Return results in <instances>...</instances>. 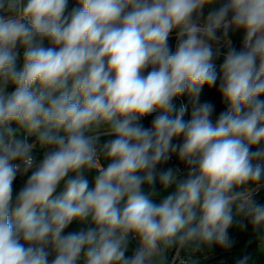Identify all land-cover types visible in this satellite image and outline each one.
Listing matches in <instances>:
<instances>
[{"label":"clouds","instance_id":"clouds-1","mask_svg":"<svg viewBox=\"0 0 264 264\" xmlns=\"http://www.w3.org/2000/svg\"><path fill=\"white\" fill-rule=\"evenodd\" d=\"M212 3L77 0L66 15L68 0H0V13H9L0 14V264H157L173 246L228 248L234 211L264 236V205L252 199L264 179V164L253 161L264 160V148L250 150L264 142V0H226L196 22ZM221 28L224 36L245 31L243 50L229 47L221 65L228 108L214 124V106L197 104L186 122V107L173 99L188 92L198 100L216 84L211 42ZM154 112L144 128L141 118ZM101 126L108 139L98 148ZM30 135L47 149L35 167ZM181 135L182 145L173 144ZM177 149L187 177L162 173L163 187L175 190L154 203L155 189L142 184L153 185L157 165ZM33 168L14 197L17 174ZM89 218L94 227L63 234ZM130 235L139 247L126 257Z\"/></svg>","mask_w":264,"mask_h":264},{"label":"trees","instance_id":"trees-1","mask_svg":"<svg viewBox=\"0 0 264 264\" xmlns=\"http://www.w3.org/2000/svg\"><path fill=\"white\" fill-rule=\"evenodd\" d=\"M75 7H78L77 0H68V7L66 9L65 14L67 15L68 13H70L71 10ZM44 46L45 47L50 46L47 40L44 41ZM17 51L19 54L18 59H17V69L19 70L23 64V48L18 46ZM146 73L147 71L145 72V74ZM6 89L8 90L9 93L15 90L14 85H11V84H9L6 87ZM199 96L203 103L207 102L214 106V110L211 116H216L225 110V106L220 97V91L216 88L215 85L211 87H209L208 85H205L202 88ZM173 104L176 106L178 110L180 107V102H179L178 97L173 99ZM157 115L150 117L147 121V124H152L154 118ZM12 126L13 128L16 127L15 124H13ZM17 137L21 139L25 138V133L23 129H20L19 131H17ZM34 139H37L35 135L34 136L30 135L28 137L29 141L34 140ZM172 143L175 144V138H173ZM45 150L46 148L44 147L39 148V149H33L32 155L35 157H41L45 153ZM109 162L110 161L102 158L100 161H98V164L102 165L103 167H106ZM178 163H184L185 166L190 167L186 161H183L179 158V155L177 152H170L169 159L165 162L158 164L156 167L155 183L153 185H149L148 183L142 184V190L145 193H149L152 188L155 189V194L152 196L154 203L159 204L167 195H169L171 192L175 190V185H172L169 188L165 189L163 185L161 184L160 176L162 173H165L170 169L175 174L174 168L176 164ZM97 174L98 173L95 169L85 172V178L88 180L89 189L94 188L95 177ZM29 176L30 175H25L23 177H16V179L13 182V196L14 197L20 191V189L24 186ZM62 189H63V183L57 189V192L54 193L53 195L54 196L59 195ZM261 196H262V201H260L258 204L264 205V191L262 192ZM125 203H126V198L125 200H122L120 202L119 206L123 207ZM234 215L236 216L234 218V222L232 226L228 229V235L232 241L231 247L224 248L218 245L202 246L201 249L197 252H191L189 248H185V249H179V255L183 257H188L192 264L213 262V261H217L219 258L224 257V256H228L230 258L228 264H240V262L244 260L245 258H248V264H259L261 252H262V246H263V241L260 238L261 237L264 238V236H261L256 230H254V227L250 219L242 217L239 214H236L235 211H234ZM89 227H94V225L91 224L90 218L88 221H85V222H79V221L74 220L64 230L63 234L66 235L72 232H79L81 230H87ZM252 237H255L256 239L251 241L248 244H245L246 241ZM176 248H177L176 246H173V247L166 249L162 254V258L157 259V264L166 263L167 258H169V256L173 253V251ZM133 254H134V246L129 237L128 250L126 251L125 255L126 257H131ZM263 264H264V260H263Z\"/></svg>","mask_w":264,"mask_h":264},{"label":"built area","instance_id":"built-area-1","mask_svg":"<svg viewBox=\"0 0 264 264\" xmlns=\"http://www.w3.org/2000/svg\"><path fill=\"white\" fill-rule=\"evenodd\" d=\"M22 2L23 3H27V0H22ZM4 15H9V13H6ZM177 31H178V29H174L170 33V36H169L168 44H169L170 48L172 49V51H175V48H176V45H177ZM216 34L220 38L219 41H212L211 43L213 45L214 51L217 50V49L219 50L218 54L213 59V63L215 64L216 71H217V74H218V78H217L215 86L219 90V85H220L221 77H222L221 65H222V63H223V61L225 59V54L228 52L229 47L235 48L237 51L243 50V48H244L245 31H244V34H243L242 37H239V36L235 37V36H232V35L224 36V35H222L221 33H218V32ZM146 71H150V69H148ZM220 97H221V99L223 101V104L225 106V110L224 111H226L227 108H228V105L224 101L221 92H220ZM178 99H179V102H180V106L184 105L186 107V109H187V111L185 112V115H184V120L186 122L191 119V113H192L193 107L195 105H197V104H203L200 96L198 97V100H197V99L193 98L188 92H185L184 94L180 95L178 97ZM258 99L264 100V94H261L258 97ZM157 114H159V113L158 112H154V113H152V114H150V115H148L146 117H142L139 123L144 128H151L152 124H147V121H148V119L150 117H152L154 115H157ZM220 114L210 117L214 124H215V122L218 119ZM94 132H97V133L100 134L101 139H100V142H99V145H98V148H100L103 145V143L108 139L107 129L104 128V129H102L100 131H94ZM28 137L29 136H27V139H28ZM261 148H264V142H262L261 144H257V145L252 146V148L250 150L251 151H257L258 149H261ZM43 156H44V154H43ZM43 156H41V157L33 156L34 157V167H35V165L39 164V162L43 159ZM102 158H103V156L101 154V156H100L98 161H100ZM256 162H260V163L264 164L263 160H261V161H253V163H256ZM33 170H34V168L33 169H29V171L27 173H18L16 177H23L25 175H31ZM188 171H189V167L185 166L184 163H178V164H176V166L174 168L175 175L177 176L178 179H185L187 177ZM263 191H264V179L261 180L259 182V186L254 189L253 195H252V199L255 200L257 203L262 201V196L261 195H262ZM129 237H130V240H131V242H132V244L134 246V252H135V250L139 247V241H138L137 238H135V237H133L131 235ZM49 251H50L49 261H51L54 258V256H55V252L52 251L51 248H49ZM229 259L230 258L228 256H224V257L219 258L217 261L204 262V263H201V264H228ZM164 264H192V263H191V261H190V259L188 257H183V256L179 255V249L176 248L173 251V253L169 256V258H167V262L164 263Z\"/></svg>","mask_w":264,"mask_h":264},{"label":"crops","instance_id":"crops-1","mask_svg":"<svg viewBox=\"0 0 264 264\" xmlns=\"http://www.w3.org/2000/svg\"><path fill=\"white\" fill-rule=\"evenodd\" d=\"M6 13H8V12L5 11V12H2V13H0V14H3V15H4V14H6ZM193 18H194V20H196V22H198L199 24H203V23L206 22L207 16L202 17V15L197 16L196 14H194V17H193ZM229 19H230V17H229ZM231 30H232V34H228V35H232V36L239 35V37H242L243 34H244V30H243V29H237V30L235 31L233 28H231ZM217 32H218V33H221L220 29H218ZM221 34H222V33H221ZM222 35H223V34H222ZM235 37H238V36H235ZM5 92L8 93V94H10L6 88H5ZM104 128H106V126H101L99 129H94V131H99V130H102V129H104ZM32 136H34V135H32ZM27 140H28V139H27ZM28 142L34 144V148H33V149L43 148V147L39 144V142H38L37 139L30 140V141L28 140ZM182 143H183V136H182V135L179 136V137H175V145H182ZM176 152L178 153V152H179V149H177Z\"/></svg>","mask_w":264,"mask_h":264},{"label":"rangeland","instance_id":"rangeland-1","mask_svg":"<svg viewBox=\"0 0 264 264\" xmlns=\"http://www.w3.org/2000/svg\"><path fill=\"white\" fill-rule=\"evenodd\" d=\"M225 2H226V0H214V3H212L211 5H206V6L203 8V10H202V17H204V16H208V14H209L210 12L214 11V10H218L219 7H221L222 4L225 3ZM233 29H234L235 31L237 30V29H235V28H233ZM220 31H221V33L224 35V30H223V28H221ZM228 34H232V30H231V29H229ZM228 34H227V35H228ZM235 36H239V35H235ZM99 131H100V130H99Z\"/></svg>","mask_w":264,"mask_h":264},{"label":"water","instance_id":"water-1","mask_svg":"<svg viewBox=\"0 0 264 264\" xmlns=\"http://www.w3.org/2000/svg\"><path fill=\"white\" fill-rule=\"evenodd\" d=\"M255 239H256L255 237H252V238L248 239L245 244H248ZM260 239L263 241V246H262V252H261L259 264H263V260H264V238L261 237Z\"/></svg>","mask_w":264,"mask_h":264}]
</instances>
